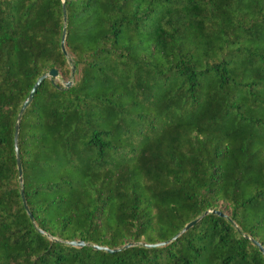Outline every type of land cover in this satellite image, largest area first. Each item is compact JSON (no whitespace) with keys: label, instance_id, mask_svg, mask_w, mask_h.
<instances>
[{"label":"trees","instance_id":"1","mask_svg":"<svg viewBox=\"0 0 264 264\" xmlns=\"http://www.w3.org/2000/svg\"><path fill=\"white\" fill-rule=\"evenodd\" d=\"M62 4L0 0V264H264V0Z\"/></svg>","mask_w":264,"mask_h":264},{"label":"water","instance_id":"2","mask_svg":"<svg viewBox=\"0 0 264 264\" xmlns=\"http://www.w3.org/2000/svg\"><path fill=\"white\" fill-rule=\"evenodd\" d=\"M63 4H62V10H63V19H64V23H66V8L64 5V0H62ZM66 29L65 26L63 28V32H62V37H61V49L63 51L64 54H67L66 52V48H65V42H66ZM74 72H75V68L72 67V71H71V76H74ZM59 77V72L57 69H50L49 71L43 73L41 76H39L37 78V80L34 82L30 92L28 93V95L26 96V98L24 99V101L21 104V107L18 111L17 117H16V122H15V131H14V145H15V155H16V161H17V168H18V173H19V181L21 183V185H23V178H22V169H21V164H20V159H19V147H18V136H19V131H20V123H21V118L22 115L24 114V112L27 110V108L29 107V105L31 104V102L34 99L35 94L37 93V91L39 90L40 86L42 85V83L46 80V79H50L53 81V83H55V80ZM73 83V79L68 80L66 82L63 83L64 87H68ZM21 194H23V188H21ZM23 203L26 207V203L25 200H23ZM27 209V207H26ZM28 214L31 216L30 212L27 209ZM217 213L219 215H223L220 211L217 210H211V211H206V213ZM196 220H192L188 223H186L183 228L176 234L174 235L173 238L177 237L178 235H180L181 233L185 232L187 229H189L195 222ZM41 231V230H40ZM42 232V231H41ZM71 245H85V243L83 241L80 240H72L69 242ZM137 243H127L121 247H117V248H109V247H105V246H99V245H93V247L95 249H100V250H105L107 252H116V251H120L123 249H126L128 247L134 246ZM165 242H159V243H154V244H147L146 246H150V247H154V246H161L164 245ZM255 244L259 246V249L264 253V249L263 247L257 242L255 241Z\"/></svg>","mask_w":264,"mask_h":264},{"label":"rangeland","instance_id":"3","mask_svg":"<svg viewBox=\"0 0 264 264\" xmlns=\"http://www.w3.org/2000/svg\"><path fill=\"white\" fill-rule=\"evenodd\" d=\"M55 81H59L60 83L63 84V81H62V79L60 78V76H59Z\"/></svg>","mask_w":264,"mask_h":264}]
</instances>
